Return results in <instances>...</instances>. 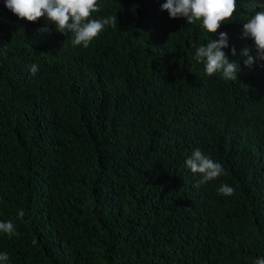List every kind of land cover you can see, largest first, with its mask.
<instances>
[{
  "label": "trees",
  "instance_id": "trees-1",
  "mask_svg": "<svg viewBox=\"0 0 264 264\" xmlns=\"http://www.w3.org/2000/svg\"><path fill=\"white\" fill-rule=\"evenodd\" d=\"M165 2L98 0L93 18L117 25L85 48L0 0V221L19 233H0L7 264L264 257V59L242 35L264 0H237L219 29L235 81L195 58L219 36L170 18ZM197 148L224 168L199 186L185 164ZM221 184L234 194L218 195Z\"/></svg>",
  "mask_w": 264,
  "mask_h": 264
},
{
  "label": "clouds",
  "instance_id": "clouds-1",
  "mask_svg": "<svg viewBox=\"0 0 264 264\" xmlns=\"http://www.w3.org/2000/svg\"><path fill=\"white\" fill-rule=\"evenodd\" d=\"M4 5L19 19L37 22L41 18H46V22L54 25L58 32L72 33L73 46L82 45L87 48L106 25H117L116 15L101 19L93 18L92 14L100 11L98 0H4ZM237 7V0H166L161 5V10H166L170 18H184L187 24L199 21L202 28L211 36L218 35L219 39L211 38L206 45L196 47L195 58L204 64L207 75L220 73L224 80L235 81L241 68L235 60H230L224 51L229 47L228 37L227 33L219 29L222 24L231 20ZM242 35L253 41L258 56L264 59V8L253 11L243 24ZM231 51L232 55L236 54L234 47ZM241 54L247 57L244 65L251 67L254 57L247 49H243ZM30 71L35 74L38 66L32 64ZM185 164L192 173L202 175L197 186L224 174L222 164L205 155L199 148L193 150L186 158ZM234 192L235 189L228 184H221L217 188L218 195L231 196ZM19 215L23 216V211L19 212ZM0 233H5L9 237L19 235L11 221H0ZM8 260V254L0 252V264H7ZM254 264H264V257L255 259Z\"/></svg>",
  "mask_w": 264,
  "mask_h": 264
}]
</instances>
